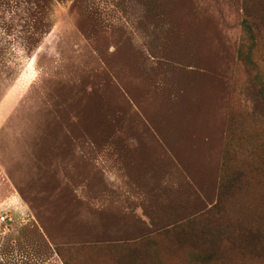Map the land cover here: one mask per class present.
<instances>
[{"label":"rangeland","instance_id":"1","mask_svg":"<svg viewBox=\"0 0 264 264\" xmlns=\"http://www.w3.org/2000/svg\"><path fill=\"white\" fill-rule=\"evenodd\" d=\"M0 264H264V0H0Z\"/></svg>","mask_w":264,"mask_h":264},{"label":"built area","instance_id":"2","mask_svg":"<svg viewBox=\"0 0 264 264\" xmlns=\"http://www.w3.org/2000/svg\"><path fill=\"white\" fill-rule=\"evenodd\" d=\"M7 214H1L0 215V221H6Z\"/></svg>","mask_w":264,"mask_h":264}]
</instances>
